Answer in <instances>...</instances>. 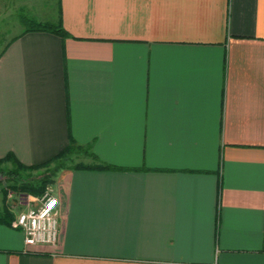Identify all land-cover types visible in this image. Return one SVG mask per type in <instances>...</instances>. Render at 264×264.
Segmentation results:
<instances>
[{
	"label": "crops",
	"instance_id": "obj_1",
	"mask_svg": "<svg viewBox=\"0 0 264 264\" xmlns=\"http://www.w3.org/2000/svg\"><path fill=\"white\" fill-rule=\"evenodd\" d=\"M53 4L68 37L0 55V159L119 169L58 171L60 242L0 222V264H264V0Z\"/></svg>",
	"mask_w": 264,
	"mask_h": 264
},
{
	"label": "rangeland",
	"instance_id": "obj_2",
	"mask_svg": "<svg viewBox=\"0 0 264 264\" xmlns=\"http://www.w3.org/2000/svg\"><path fill=\"white\" fill-rule=\"evenodd\" d=\"M55 2L56 0H0V53L7 42L21 30L20 17L22 14H28V10L40 11L43 7L44 9L54 7L55 4L53 3ZM73 159H75L72 160L73 162L79 160L75 155H73ZM13 168V164L9 161H5L0 165V210L7 207L10 211H15L16 215L12 222L15 221L21 212L20 210L24 209V203L28 204L30 208H34L39 205L46 194L56 196L54 184L57 182V174H52L55 164L22 171L21 177L18 178L19 180H15L7 175V171ZM47 176L53 179V181L47 184L46 189L42 193L28 194L13 188L14 184H37Z\"/></svg>",
	"mask_w": 264,
	"mask_h": 264
},
{
	"label": "trees",
	"instance_id": "obj_3",
	"mask_svg": "<svg viewBox=\"0 0 264 264\" xmlns=\"http://www.w3.org/2000/svg\"><path fill=\"white\" fill-rule=\"evenodd\" d=\"M20 22L24 25V31H47L52 32L55 34L60 35L62 38H66L69 36L68 31L64 28L62 23H55L51 21H40L35 17L29 14H22L20 17ZM16 36L15 38H17ZM7 45V44H6ZM5 45V46H6ZM5 48V47H4ZM3 48V50H4ZM3 50L1 51L0 55L2 54ZM73 155L77 156V161L73 159ZM9 161L13 164L14 168L9 169L7 171V175L9 177L14 178L15 180H19L18 178L21 177V172L31 169L40 168L42 166H47L49 164H55V169L52 170V174H57L58 171L61 169H95V170H116L119 169L114 165H110L108 163L103 162L96 153L92 150L91 145H84L78 143L75 139H71L68 146L63 149L60 153L55 155L52 159L35 165H26L20 162L13 154H8L6 157L0 159V165L5 162ZM72 161V162H71ZM71 162V163H69ZM53 179L44 177L39 183L37 184H27L22 183L21 185L14 184L13 188L15 190H19L20 192L24 193H31V194H39L42 193L49 182H52ZM13 213L5 207L4 209L0 210V222L11 225L13 221Z\"/></svg>",
	"mask_w": 264,
	"mask_h": 264
},
{
	"label": "built area",
	"instance_id": "obj_4",
	"mask_svg": "<svg viewBox=\"0 0 264 264\" xmlns=\"http://www.w3.org/2000/svg\"><path fill=\"white\" fill-rule=\"evenodd\" d=\"M59 203L56 196L46 194L37 207L19 213L13 224L24 232L27 246L57 245L60 242Z\"/></svg>",
	"mask_w": 264,
	"mask_h": 264
}]
</instances>
